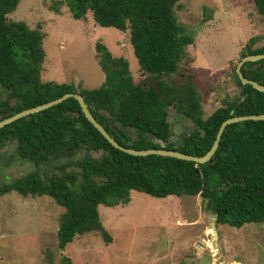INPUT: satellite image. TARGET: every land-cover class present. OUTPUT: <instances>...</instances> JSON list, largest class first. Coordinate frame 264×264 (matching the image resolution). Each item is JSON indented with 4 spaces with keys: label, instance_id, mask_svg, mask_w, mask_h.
Listing matches in <instances>:
<instances>
[{
    "label": "trees",
    "instance_id": "trees-1",
    "mask_svg": "<svg viewBox=\"0 0 264 264\" xmlns=\"http://www.w3.org/2000/svg\"><path fill=\"white\" fill-rule=\"evenodd\" d=\"M180 0H63L77 21L91 12L97 25L130 30V42L145 80L136 84L129 62L115 57L103 44L96 56L105 74L96 89L42 81L46 33L11 21L21 0H0V87L11 90L16 104L0 105V122L68 93L81 94L97 121L122 146L133 150L166 149L202 157L212 148L224 121L264 114V93L243 85L234 72L240 95L225 100L208 119L193 78L176 83L187 47L194 38L178 23ZM264 20V0H250ZM250 39L241 59L264 54ZM243 75L264 85V60L246 63ZM175 106L191 118L196 130L178 144L171 141L169 110ZM125 128L132 129V137ZM16 141L21 157L39 163L54 157H74L82 150L101 152L102 158L76 162L77 172L49 181L31 175L0 184V198L17 192L24 197L48 196L66 211L60 220L58 246L63 252L77 236L99 232L106 244L113 238L104 227L99 207L125 206L133 191L157 199L197 197L217 215V226L241 229L264 223V121L228 126L212 160L206 164L159 155L133 156L113 147L87 120L79 102L70 98L43 112L0 130V147ZM213 230L208 231V235ZM62 264H72L62 257Z\"/></svg>",
    "mask_w": 264,
    "mask_h": 264
},
{
    "label": "rangeland",
    "instance_id": "rangeland-1",
    "mask_svg": "<svg viewBox=\"0 0 264 264\" xmlns=\"http://www.w3.org/2000/svg\"><path fill=\"white\" fill-rule=\"evenodd\" d=\"M178 23L194 38L187 47L176 83L193 78V89L201 97L203 117L208 119L225 100L240 95L235 69L252 38L254 49L264 47V20L250 0H180L175 8ZM11 21L38 26L46 33L42 81L74 84L96 89L105 81L96 56V46L105 45L115 57L130 64L136 84L145 80L130 42V30L104 28L91 12L80 21L73 18L63 0H21ZM55 80V81H49ZM16 100L11 90L0 87V105ZM171 141L178 144L196 130L183 110L172 106L168 117ZM125 130L135 136L132 129ZM102 158L101 152L82 150L74 157H54L39 163L21 157L16 141L0 147V184L31 175L49 181L77 172L76 162L85 157ZM65 209L48 196L24 197L11 192L0 198V264H264V223L241 229L217 226L201 196L157 199L133 191L125 206H100L104 227L113 238L106 244L99 232L77 236L61 251L58 246L60 220ZM202 244V245H201ZM210 245L212 248H210ZM218 251L217 257L213 255Z\"/></svg>",
    "mask_w": 264,
    "mask_h": 264
},
{
    "label": "water",
    "instance_id": "water-1",
    "mask_svg": "<svg viewBox=\"0 0 264 264\" xmlns=\"http://www.w3.org/2000/svg\"><path fill=\"white\" fill-rule=\"evenodd\" d=\"M264 60V54H260V55H250V56H246L244 58H242L240 60V62L238 63L237 67H236V73L238 75V77L240 78L241 82L243 85H251L253 86L256 90L264 93V85L249 80L247 79L243 73H242V68L246 63L249 62H258ZM70 98H74L76 99L81 108L82 111L85 115V117L87 118V120L106 138V140H108V142L115 147L116 149L126 152L130 155L133 156H150V155H159V156H164V157H171V158H176V159H180V160H186V161H190V162H194L196 164H206L208 163L210 160H212V158L214 157L215 153L217 152L219 145H220V141L223 137V134L226 130V128L232 124H236V123H241V122H245V121H264V114L261 115H252V116H240V117H232L227 119L226 121H224L218 131L216 140L212 146V148L210 149V151L205 154L202 157H195V156H191L188 154H184L178 151H169L166 149H152V150H142V151H138V150H133V149H129V148H125L124 146L120 145L108 132L107 130L97 121V119L93 116V114L91 113L88 104L86 103L84 97L79 94V93H68L65 94L64 96H62L61 98L54 100L52 102H49L47 104L32 108V109H28L25 110L23 112H20L10 118H7L3 121L0 122V130L5 128L8 125H11L13 123H15L18 120H21L23 118L29 117L31 115L43 112L45 110H48L52 107H55L61 103H63L64 101L70 99ZM208 216L212 217L214 219V223H213V232L216 236H218V232L216 231V221L218 219L217 215H211L209 214ZM202 245V244H201ZM214 256H216L213 253ZM216 264H224V258H219L216 261ZM232 264H239L238 262H234Z\"/></svg>",
    "mask_w": 264,
    "mask_h": 264
},
{
    "label": "bare ground",
    "instance_id": "bare-ground-1",
    "mask_svg": "<svg viewBox=\"0 0 264 264\" xmlns=\"http://www.w3.org/2000/svg\"><path fill=\"white\" fill-rule=\"evenodd\" d=\"M213 233H214V232H213ZM206 239H207V242H210L209 240H211V236H210V235L206 236ZM210 248H212L211 245H210ZM214 254L216 255L215 257H217V255H218V251H215ZM239 264H240V263H239Z\"/></svg>",
    "mask_w": 264,
    "mask_h": 264
},
{
    "label": "crops",
    "instance_id": "crops-1",
    "mask_svg": "<svg viewBox=\"0 0 264 264\" xmlns=\"http://www.w3.org/2000/svg\"><path fill=\"white\" fill-rule=\"evenodd\" d=\"M49 81H55V80H49Z\"/></svg>",
    "mask_w": 264,
    "mask_h": 264
}]
</instances>
